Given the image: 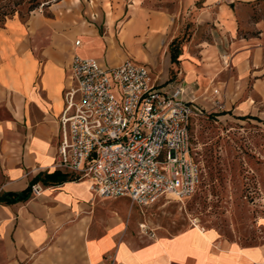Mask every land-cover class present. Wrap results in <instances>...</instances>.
Returning a JSON list of instances; mask_svg holds the SVG:
<instances>
[{
	"label": "crops",
	"instance_id": "1",
	"mask_svg": "<svg viewBox=\"0 0 264 264\" xmlns=\"http://www.w3.org/2000/svg\"><path fill=\"white\" fill-rule=\"evenodd\" d=\"M97 1L103 9L95 12V22L79 21L43 51L42 63L20 40L0 39V95L7 96L0 99V195L20 193L37 175L58 170L59 116L73 55L104 66L129 59L154 69L162 55L167 75L168 46L181 15L192 14L197 25H213L218 43L203 42L199 49L215 59L218 46H225L234 73L224 83L215 67L205 78L203 69L197 71L184 57V98L192 100L189 82L209 79L218 89L214 98L232 114L264 120V18L251 19L252 13L240 10L241 21L232 7L251 0H202L200 9L199 0H178L176 12L146 8L143 0ZM125 1L128 9L122 7ZM72 39L80 46L70 45ZM36 184L40 197L0 204V264H264V244L225 242L195 227L138 244V235L124 234L123 209L92 199L89 181Z\"/></svg>",
	"mask_w": 264,
	"mask_h": 264
},
{
	"label": "rangeland",
	"instance_id": "2",
	"mask_svg": "<svg viewBox=\"0 0 264 264\" xmlns=\"http://www.w3.org/2000/svg\"><path fill=\"white\" fill-rule=\"evenodd\" d=\"M19 1L0 0V12L7 5L14 4L12 7H15ZM40 1V6L28 15L25 8L20 7L22 10L19 13L0 23V39L13 37L20 40L23 49L32 53L39 63L43 61V51L50 49L52 43L69 33L79 21L94 23L95 12L103 9L97 0ZM177 2L143 0V6L176 12ZM201 4L202 0L197 1L196 9H200ZM128 6L129 2L125 1L122 7L128 9ZM232 7L249 11L252 13L251 19L264 18V0L247 3L236 1ZM89 9L92 10L91 14ZM241 13L239 18L242 21L244 17ZM175 29L171 42L176 40L181 47L178 62L172 65L167 75L162 55L157 68L147 65L159 82H182L184 77L180 59L184 57L196 66L197 71L203 69L201 74L205 78L215 67L219 69L217 74L224 83L232 78L234 73L225 57V46H218L215 59L209 51L199 49L203 42L218 43V34L212 24L197 25L192 14L181 15ZM240 34H244V30H240ZM73 41H70V45ZM210 81L199 78L189 82L191 99L202 109V117L190 127L194 160L199 166L198 184L192 195L180 199L164 195L148 207H138L124 198H99L91 192L92 199H103L109 203L107 208L118 212L119 208L123 209L124 234L138 235V244L158 237H170L191 227L213 233L225 242L237 241L244 246L264 244V120L232 114L221 100L214 98L218 89ZM6 98L5 94L0 95L1 100ZM41 195L42 192L38 196L30 194L33 198Z\"/></svg>",
	"mask_w": 264,
	"mask_h": 264
},
{
	"label": "built area",
	"instance_id": "3",
	"mask_svg": "<svg viewBox=\"0 0 264 264\" xmlns=\"http://www.w3.org/2000/svg\"><path fill=\"white\" fill-rule=\"evenodd\" d=\"M68 81L56 169L89 181L99 198H126L138 207L194 193L199 166L190 127L202 109L184 98L181 81L159 82L147 65L129 59L104 66L77 55ZM41 192L31 186L33 196Z\"/></svg>",
	"mask_w": 264,
	"mask_h": 264
},
{
	"label": "trees",
	"instance_id": "4",
	"mask_svg": "<svg viewBox=\"0 0 264 264\" xmlns=\"http://www.w3.org/2000/svg\"><path fill=\"white\" fill-rule=\"evenodd\" d=\"M23 1L24 0H20L19 2L15 3V7H12L14 6V4H12L7 5L5 8H3L2 10L4 11L0 12V23H2L6 18L11 17L15 13H19L22 10L19 9L20 7H24L25 13L28 15L30 12L38 8L41 4L40 0H27L25 3ZM168 53L171 64H176L178 62V58L182 53L179 42L173 40L168 46ZM68 180H73V178L67 173H61L58 170H55L52 173L46 172L39 174L32 179L31 183L24 191L20 193H6L0 195V204H14L17 202H24L28 200L31 194V186L38 182H41L44 186H49L61 184Z\"/></svg>",
	"mask_w": 264,
	"mask_h": 264
}]
</instances>
